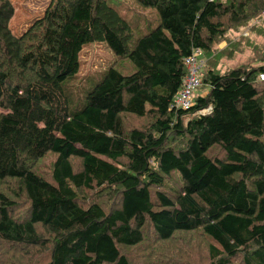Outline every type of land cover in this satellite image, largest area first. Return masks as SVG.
Masks as SVG:
<instances>
[{"label":"trees","instance_id":"trees-1","mask_svg":"<svg viewBox=\"0 0 264 264\" xmlns=\"http://www.w3.org/2000/svg\"><path fill=\"white\" fill-rule=\"evenodd\" d=\"M133 1L156 16L142 34L108 0H49L16 35L0 0V264H264V64L207 63L223 19L241 27L264 0ZM97 43L116 60L73 104ZM196 48L206 94L182 109Z\"/></svg>","mask_w":264,"mask_h":264},{"label":"rangeland","instance_id":"rangeland-1","mask_svg":"<svg viewBox=\"0 0 264 264\" xmlns=\"http://www.w3.org/2000/svg\"><path fill=\"white\" fill-rule=\"evenodd\" d=\"M14 13L9 22V27L13 34L19 35L36 19L42 17L49 0H10ZM110 5L117 7L121 15L128 14V18L136 21L135 35L142 34L146 30V22L144 17L156 16L153 8L142 7L133 0H108ZM224 25L227 27L225 37L221 42H215L212 46V53L207 60L209 68H215L220 73H223L233 67L261 63L264 64V12L258 17H253L252 20L247 21L241 27H235L223 19ZM156 22L151 25L154 26ZM226 40V41H225ZM229 40V41H227ZM116 59L113 53L104 44H89L82 48L79 54L80 69L77 73L72 85L69 84L66 93L73 104L78 105L84 92L88 91L94 81L98 80L100 72L106 70ZM127 68V66H123ZM204 69V68H203ZM202 69V70H203ZM202 72V71H201ZM95 75V79L90 81L89 78ZM88 76V77H87ZM196 92H201V95L206 94L204 89H196ZM141 122V123H139ZM137 126L144 125L143 119H139ZM132 125V124H131ZM146 125V124H145ZM46 178L49 176L50 165L41 166ZM39 169V168H38ZM173 185H175L173 183ZM99 204L108 207L107 201L103 197L99 198ZM188 237V236H186ZM190 238L196 239L199 243L195 250L186 253L185 257L194 263L193 259L197 257H204L203 247L205 242L198 240L196 233L190 235ZM200 247V248H199ZM145 253L144 248L140 250V254ZM38 254L34 253V257ZM32 259L27 257L23 259L25 262ZM206 260L204 261V264ZM135 264H137L135 262Z\"/></svg>","mask_w":264,"mask_h":264},{"label":"built area","instance_id":"built-area-1","mask_svg":"<svg viewBox=\"0 0 264 264\" xmlns=\"http://www.w3.org/2000/svg\"><path fill=\"white\" fill-rule=\"evenodd\" d=\"M187 73L183 77L182 86L175 95L176 106L187 109L193 103V92L201 84L200 73L204 67L205 60L202 58V52L198 48L193 50L192 54L184 59ZM260 80H264V73L259 75Z\"/></svg>","mask_w":264,"mask_h":264}]
</instances>
